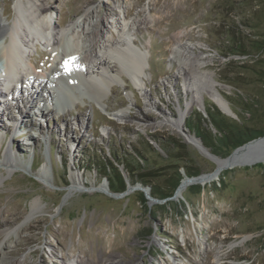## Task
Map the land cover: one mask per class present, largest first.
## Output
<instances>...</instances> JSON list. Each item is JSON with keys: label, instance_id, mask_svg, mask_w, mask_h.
Masks as SVG:
<instances>
[{"label": "rangeland", "instance_id": "1", "mask_svg": "<svg viewBox=\"0 0 264 264\" xmlns=\"http://www.w3.org/2000/svg\"><path fill=\"white\" fill-rule=\"evenodd\" d=\"M27 1L48 4L47 15L60 30L86 11L108 36H117V20L144 21L121 36L141 68L136 78L127 68L106 80L100 98L81 88L71 91L73 77L59 94L61 102L46 86L29 106L26 83L16 101L5 104L0 97V264H264V162L217 172L215 158L237 149L206 147L186 127L193 110L206 117L205 104L220 109L208 83L235 114L241 112L245 124L264 125V109L260 121L252 119L235 97L241 92L221 80L222 71L232 74L224 69L229 58L214 49L222 39L215 28L216 0ZM17 2L0 0L8 21ZM176 48L185 49L184 64L197 58L196 74L205 79L194 84L193 74L185 75ZM30 52L39 67L52 63L45 44L31 46ZM187 104L183 127L173 129ZM104 159L120 169L123 192H112L111 173L97 167ZM45 165L42 178L38 173ZM185 168L211 179L189 182L168 198L151 195L153 185L168 190V177L184 179ZM243 237L248 238L237 243Z\"/></svg>", "mask_w": 264, "mask_h": 264}, {"label": "bare ground", "instance_id": "2", "mask_svg": "<svg viewBox=\"0 0 264 264\" xmlns=\"http://www.w3.org/2000/svg\"><path fill=\"white\" fill-rule=\"evenodd\" d=\"M47 13L48 4H35L27 0H18L16 14L12 21L4 18L3 10L0 13V64L4 71V74L0 72V78L2 77L0 85L5 84V87L0 86V97L3 103L6 104L9 100L16 101L18 99V89H15L18 84L16 79L20 80V86L22 83L30 85L26 98L29 97L31 99L30 103H28V105H31L36 97L42 96L46 86L55 89V94L53 95L56 96V102H61L60 100L62 99L58 97V93H65L67 90L66 80L68 77H73L76 80L75 86H71V91L77 93L81 88V93L86 90L99 98L103 93L102 85L105 84L106 80H112L116 73L120 76L125 69L129 68L133 77H137V71L141 68L139 56H134L135 52L132 48L122 44L121 36L125 34L124 30L126 28L130 30L134 26H143L144 21L127 20L126 18L121 21L117 20L115 21L117 36L113 35V33L108 36L107 30L104 31L106 27L100 25L99 20H94L93 17H90L88 11L76 21L71 22L67 28L61 30L53 25L52 18ZM135 22H138L137 25H134ZM37 44H45L46 47H49L52 63L48 67L45 64L39 67L38 63L33 62L30 58V48L31 46L36 47ZM184 50L176 48L174 53L180 55L178 60L185 75L190 72L194 76V80H192L194 84L196 81L201 82L206 77L204 75L197 76L196 74L199 63L197 58L193 57L191 61L189 60V64H184L180 60L182 56H185ZM98 51H103L105 57L99 56ZM138 55L140 54L138 53ZM32 83L36 84V90L32 89ZM205 87L210 90L213 89V92L209 90L211 92L209 94L218 107L223 112H230L228 102L220 96L217 88L211 83L206 84ZM47 95L50 94L47 93ZM29 99L26 101L29 102ZM45 103L43 102L42 107L47 109V104ZM49 105L54 107L55 104L49 102ZM57 105L60 106L61 104ZM188 107L189 104L186 105L184 110H180L179 119L172 123L171 127L173 129L183 127L184 111ZM21 112L29 115L28 108H24ZM117 114L122 118L125 112L120 111ZM189 139L192 143L201 147L200 142L195 137L190 136ZM263 145L264 140H260L253 145L238 148L226 158H215L216 160L214 161L217 165L215 171L218 172L223 168L234 167L239 164L264 162V150L256 153L252 152L254 148L261 149ZM10 155L12 156L13 154ZM9 159H12V163L17 162V158L11 157ZM48 160L50 162V156ZM49 162L48 165L50 164ZM47 167L45 165L38 173L42 178L46 174ZM11 170H14L13 166ZM210 179V175H204L196 178L193 182H206ZM188 183L189 181L184 179L180 187ZM103 186L106 188L107 184ZM81 264L83 263L81 262Z\"/></svg>", "mask_w": 264, "mask_h": 264}, {"label": "trees", "instance_id": "3", "mask_svg": "<svg viewBox=\"0 0 264 264\" xmlns=\"http://www.w3.org/2000/svg\"><path fill=\"white\" fill-rule=\"evenodd\" d=\"M214 8L217 9L215 13L218 15L216 17L218 24L215 28L222 37L214 49L220 56L229 58L224 69L230 68L228 73L232 74L224 75L222 71L221 80L241 92V94H235L240 109L258 122L260 120L257 118L262 113L260 109H264V0H216ZM234 57L241 59H234ZM204 109L207 116L193 110L186 120V127L193 131L206 147L216 143L232 151L252 139L264 136V125L245 124L240 111H236L239 122L221 113L215 106L205 104ZM209 126L217 134H214ZM173 143L178 142L173 141ZM180 147L184 148L182 145ZM111 154L113 159H116V153L112 151ZM98 166L102 168L104 175L111 173L112 178L109 177L108 180L112 192L125 190L123 177L117 165L104 159L97 164ZM123 166L127 171H135L131 164L124 163ZM184 172L188 177L199 174L189 168H185ZM181 177L179 174V177L166 178L168 190L153 185L151 195L158 196L157 198L171 197Z\"/></svg>", "mask_w": 264, "mask_h": 264}, {"label": "water", "instance_id": "4", "mask_svg": "<svg viewBox=\"0 0 264 264\" xmlns=\"http://www.w3.org/2000/svg\"><path fill=\"white\" fill-rule=\"evenodd\" d=\"M225 87H227V86L225 85ZM202 108H203V110H204V107H203V106H202ZM219 110H220L222 113H224L225 115H227V116H229V117H231V118H234V119L237 118V115H236L231 109H230V112H223L221 109H219ZM260 140H264V136H260V137H257V138H255V139H252V140H250V141H248V142L242 144L241 146H238V147L235 148L234 150H236V149H238V148H240V147H242V146L253 145L254 143H256V142H258V141H260ZM258 149H259V148H254V149L252 150V152H253V153H256V152H259L260 150H264V145H263V147H262L261 149H259V150H258ZM198 176H199V175H198ZM198 176H192V177L185 176L184 179L188 180L189 182H193ZM184 179L181 180V182H180L179 185L177 186V188H176L174 194L177 193V191H178V189L180 188V185H181V183H182V181H183ZM155 200H156V199H155ZM247 238H248V237H243L241 240L237 241V243H241V242L245 241Z\"/></svg>", "mask_w": 264, "mask_h": 264}]
</instances>
